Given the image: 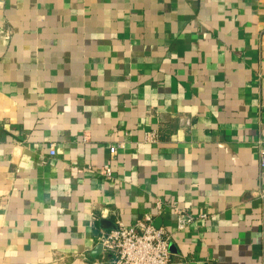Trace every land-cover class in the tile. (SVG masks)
<instances>
[{
	"label": "crops",
	"instance_id": "0c3cea01",
	"mask_svg": "<svg viewBox=\"0 0 264 264\" xmlns=\"http://www.w3.org/2000/svg\"><path fill=\"white\" fill-rule=\"evenodd\" d=\"M262 154L264 0H0V264H111L147 212L171 264H264Z\"/></svg>",
	"mask_w": 264,
	"mask_h": 264
},
{
	"label": "built area",
	"instance_id": "2783aa9c",
	"mask_svg": "<svg viewBox=\"0 0 264 264\" xmlns=\"http://www.w3.org/2000/svg\"><path fill=\"white\" fill-rule=\"evenodd\" d=\"M147 142H158L157 130H150L145 135ZM117 146L113 145L110 150L114 154ZM51 154L56 151L51 149ZM261 166L264 167V154L261 156ZM105 175L111 176L112 167L110 163L97 168ZM165 202L156 199L154 208L156 211L162 209ZM175 207V205H173ZM176 215V231L189 228L192 223L206 214L194 215L185 209L173 208ZM174 231L164 225L155 224L153 212H147L143 218H138L135 222L127 224L118 220L111 230L102 231L98 237L102 245V252L111 255V264H171L172 249L171 244L174 238Z\"/></svg>",
	"mask_w": 264,
	"mask_h": 264
},
{
	"label": "water",
	"instance_id": "95a60500",
	"mask_svg": "<svg viewBox=\"0 0 264 264\" xmlns=\"http://www.w3.org/2000/svg\"><path fill=\"white\" fill-rule=\"evenodd\" d=\"M115 226V225H114ZM112 228H114V227H112ZM99 248H102V245L101 244H99V246H98Z\"/></svg>",
	"mask_w": 264,
	"mask_h": 264
}]
</instances>
